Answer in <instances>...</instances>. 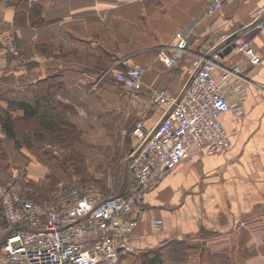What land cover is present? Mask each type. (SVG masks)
<instances>
[{
    "label": "crops",
    "instance_id": "1",
    "mask_svg": "<svg viewBox=\"0 0 264 264\" xmlns=\"http://www.w3.org/2000/svg\"><path fill=\"white\" fill-rule=\"evenodd\" d=\"M19 1L0 0V97L32 101L36 82L61 71V98L75 107L67 119L80 131L75 148L86 155L93 183L104 188L109 183L117 193L133 181L126 160L128 130L137 121L152 129L162 116L152 103L155 92H182L195 53L251 24L264 8V0H235L209 17L204 0H41L29 2L18 20ZM179 32L188 42L181 58L187 70L168 68L158 58L163 50L170 54ZM249 38L262 63L247 69L251 85L244 113L221 118L230 150L186 159L166 174L145 199L140 223L127 239L137 254L157 251L166 264H264V29ZM15 44L31 65L23 58L5 60ZM242 64L234 52L222 62L228 69ZM135 65L145 73L143 90L132 96L108 73ZM2 144L12 167L26 169L33 183H44L47 166L30 162L31 155L26 159L7 137ZM158 218L160 232L153 224Z\"/></svg>",
    "mask_w": 264,
    "mask_h": 264
},
{
    "label": "built area",
    "instance_id": "2",
    "mask_svg": "<svg viewBox=\"0 0 264 264\" xmlns=\"http://www.w3.org/2000/svg\"><path fill=\"white\" fill-rule=\"evenodd\" d=\"M204 1L207 15L213 17L225 2L235 0ZM263 18L264 8L251 24L231 32L213 48L198 50L189 67V79L178 95L166 89L155 92L152 103L162 109V118L149 130L142 121L135 124V144L126 158L133 181L126 192L107 197L96 188L84 192L70 188L45 199H32L14 185L0 182V208L8 223L0 242V264H119L122 254H137L127 239L140 223L145 199L166 174L186 159L223 156L230 150L231 140L221 118L229 112L244 113L251 85L247 69L262 63L249 36L264 29ZM176 36L170 54L163 50L158 58L168 68L187 70L181 58L188 42L182 32ZM229 45L233 46L231 52L243 57V64L233 69L222 65ZM144 73L145 67L135 65L113 72V77L136 94L143 90ZM153 224L156 232L162 230V219Z\"/></svg>",
    "mask_w": 264,
    "mask_h": 264
},
{
    "label": "trees",
    "instance_id": "3",
    "mask_svg": "<svg viewBox=\"0 0 264 264\" xmlns=\"http://www.w3.org/2000/svg\"><path fill=\"white\" fill-rule=\"evenodd\" d=\"M28 3V0H20L16 4V19H24L28 10ZM22 58L25 64L33 63L29 55L23 51ZM62 91L63 73L61 71L55 72L53 75L36 82L32 101L7 98L6 107L1 109L0 125L2 131L13 142L15 148L18 150L26 149L36 160L48 167L49 173L46 175V183L44 181V183L28 184L31 186L25 185V189L27 190L28 188V195L32 199L47 198L57 185L69 183L74 176L81 182L88 183L94 180L87 166L86 155L76 148L69 147L77 142L80 137V131L75 124L64 118V114L67 111L71 112L73 108L63 104ZM15 113L22 114L21 121L35 122L37 125L35 124L34 127L37 130V134L18 130V120L14 116ZM65 116L67 117L66 114ZM134 127L129 129L127 134L126 148L128 153L135 144V140L132 138ZM46 134H51V137L55 138V140L50 141L54 143L50 149H47L42 143L43 141H40L42 138L44 140L43 135L45 136ZM0 145L2 146L0 152L6 155L4 145L2 143ZM56 148L60 152L59 150L55 151ZM0 212L3 214L2 209H0ZM159 255L157 251L140 255L127 252L121 255L119 263L166 264L167 258L164 254L161 255V258Z\"/></svg>",
    "mask_w": 264,
    "mask_h": 264
},
{
    "label": "rangeland",
    "instance_id": "4",
    "mask_svg": "<svg viewBox=\"0 0 264 264\" xmlns=\"http://www.w3.org/2000/svg\"><path fill=\"white\" fill-rule=\"evenodd\" d=\"M39 2H41V0L38 1V2H35V3H39ZM7 50H8L7 51V54H5V57L4 58L9 63H11L13 60H18V59L22 58V50L20 49V47L17 44H15L14 46L13 45L10 46L9 49H7ZM10 58H11L12 61L10 60ZM115 71H121V70H110L109 73H108V77L109 78H112L113 77V72H115ZM43 79H45V78H43ZM113 79H114V77H113ZM119 85L120 84H118L117 86H118V88H119L120 91L123 92V91L126 90V89H124L123 87H121ZM126 91H128V90H126ZM132 96H134L133 93H132ZM62 102L66 106H70L71 108L73 107V102H71V101L70 102H67V101L62 100ZM6 105H7L6 104V99L4 98V96L2 98L0 97V117H1V113H2V110L1 109L4 108V107H6ZM74 108L75 107H73V110H74ZM60 110H61V108L59 109V113H60ZM65 114H64V118L66 119L67 117L65 116ZM21 115H22L21 113H15L14 114V116H16L17 117L16 119L18 120V130L23 131V132H30V134H33L35 132L37 134V130L34 127V125L36 123L35 122L21 121ZM51 136H52L51 134H46L45 136L43 135L44 140H43V138L40 139L41 142L43 141L42 143L46 146L47 149L52 148V145H54V143L53 142L51 143L50 141L53 140V139L55 140V138H53ZM6 137L7 136L2 131V128H1V125H0V143H2L3 140H4V138H6ZM69 147L75 149V144L73 143V146H69ZM1 150H2V146L0 145V151ZM57 150H59V149L56 148L55 151H57ZM18 151L21 152V150H18ZM22 151H24L22 153L25 155V158L26 159L29 157V155H31L30 152H28L26 149H22ZM59 152H60V150H59ZM127 153H128V150H127ZM126 156H127V154H126ZM31 157H32V160L30 162L36 163V161H38V160L35 159V157L33 155H31ZM31 168H34V169L37 168L38 169L39 167H38V165H36V166L33 165ZM81 168H83V167H81ZM15 169L17 171H14ZM25 171H26V169H23V168H20V167L19 168L15 167V166L12 167L11 164H10V162L7 161V158L5 157V155L2 154V153L0 154V182H1V184L2 183L5 184V185L12 184L16 188H18V190H20L27 198H29L28 197V193L29 192L27 191L28 188L26 190L25 189V185L26 186H31V185H28V184H32L34 181L28 179V176H27V174H26ZM48 172H49V170H48ZM113 175L115 177L117 175V173H114ZM132 177H133V174H132ZM33 184H37V183H33ZM59 186H60V184H59ZM59 186L57 185V188H55L53 190V193L50 196L59 194L61 192L60 190H65V189L68 190L70 188H76V189H79L82 192H84L85 189L96 188L99 191H101L103 193V195H105L107 197L108 196L115 195V193H117V191H115V189H112L111 190V188L109 187V183H108L107 188H104V187H100L99 185H96L95 183H93V181H90L88 183L87 182H81L75 176L73 177V179L69 183H66V184H64V185H62L60 187ZM7 227H8V223H7L6 219L4 218V215L0 212V242L3 239V237H2L3 236V232H4V230ZM119 264H121V263H119Z\"/></svg>",
    "mask_w": 264,
    "mask_h": 264
},
{
    "label": "water",
    "instance_id": "5",
    "mask_svg": "<svg viewBox=\"0 0 264 264\" xmlns=\"http://www.w3.org/2000/svg\"><path fill=\"white\" fill-rule=\"evenodd\" d=\"M232 38H230V40H231ZM232 49H233V46H228L227 48H225L224 49V52H223V56H226V55H228L229 53H231V51H232Z\"/></svg>",
    "mask_w": 264,
    "mask_h": 264
},
{
    "label": "bare ground",
    "instance_id": "6",
    "mask_svg": "<svg viewBox=\"0 0 264 264\" xmlns=\"http://www.w3.org/2000/svg\"><path fill=\"white\" fill-rule=\"evenodd\" d=\"M161 118H162V116H161ZM161 118L159 119V121L157 122V124L160 122ZM157 124H156V125H157Z\"/></svg>",
    "mask_w": 264,
    "mask_h": 264
}]
</instances>
